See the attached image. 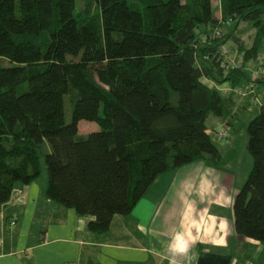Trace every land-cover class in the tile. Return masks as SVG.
Instances as JSON below:
<instances>
[{
  "label": "trees",
  "instance_id": "1",
  "mask_svg": "<svg viewBox=\"0 0 264 264\" xmlns=\"http://www.w3.org/2000/svg\"><path fill=\"white\" fill-rule=\"evenodd\" d=\"M213 1L140 0L139 10L91 0L96 16L83 20L77 0H0V206L38 180L43 160L45 197L103 235L158 176L217 165L206 121L232 126L233 91L223 98L203 82L246 81L245 66L264 54V0H219L223 20L255 30L250 49L229 36L244 54L234 69L214 35ZM255 83L264 89V75ZM80 121L100 130L79 136ZM245 146L252 166L233 200L234 230L264 245V105Z\"/></svg>",
  "mask_w": 264,
  "mask_h": 264
},
{
  "label": "crops",
  "instance_id": "2",
  "mask_svg": "<svg viewBox=\"0 0 264 264\" xmlns=\"http://www.w3.org/2000/svg\"><path fill=\"white\" fill-rule=\"evenodd\" d=\"M231 130L221 147L227 154L238 145ZM243 159L233 172L230 162L219 168L221 155L217 165L197 162L158 176L103 235L87 230L91 218L49 201L43 183L17 187L0 206V264H264V245L234 230L233 200L252 166Z\"/></svg>",
  "mask_w": 264,
  "mask_h": 264
},
{
  "label": "rangeland",
  "instance_id": "3",
  "mask_svg": "<svg viewBox=\"0 0 264 264\" xmlns=\"http://www.w3.org/2000/svg\"><path fill=\"white\" fill-rule=\"evenodd\" d=\"M89 1L91 0H77L76 3V15L80 19L87 20L88 18L95 17L96 11L93 5V2H91V5H89ZM184 1V0H182ZM130 4L133 7H136L137 9H142V5L140 3V0H130ZM212 7L214 9L215 17L218 19L219 25L214 31V35L218 38L220 37V41H226L221 50L223 56H225L226 59V66L231 67V69L238 68L239 64L241 63V57H243V50L242 52L239 51L240 47L239 45L233 43L231 40H229V36H232L234 38L239 39L242 43L243 47H246V49L251 48L252 39L255 34V30L251 27L250 24L246 23H239L238 26L235 28L234 24L231 23L229 20H223L221 18V3L219 0H215L212 2ZM227 39V40H226ZM245 72H246V81H243L241 85L238 88L232 89L227 83L216 86V89L219 93H221V96L227 97L232 92V99H233V108L231 112L232 120L231 124L235 128L236 131H238V137L235 139V141L238 143V145H232V151L229 152L230 148L221 149L222 146H224V143L227 144L231 137L234 135V130H231V126L228 124V122L223 121L222 119H215L213 117H209L206 121V125L208 128V134L212 138V141L220 151V154L222 155V161L220 162L219 168L224 165L226 162H230V166L232 167V172L235 170V168L238 166L237 163L244 164V154L247 155V157L250 158L248 153L246 152V128L249 123V121L254 118V116L257 115L259 107L264 105V89L263 84H256L255 80L259 78L260 74L264 75V54H261L259 57H257L256 61H250L245 66ZM250 81V82H248ZM203 83L210 86V83L208 80H205ZM213 86V85H212ZM211 86V87H212ZM70 97L64 98L65 106H64V120L66 123L70 122V113L71 109L69 107L70 105ZM78 134L79 136H85L89 133L98 132L100 129L97 124L92 122H86V121H80L78 123ZM219 130L226 131L227 130V139L225 141H219L214 136L215 133ZM242 136L244 138V145L241 146L239 143L242 140ZM224 142V143H222ZM47 152H49V149L47 148ZM237 155V157H236ZM235 156L236 158H232ZM251 159V158H250ZM42 162V170L41 175L38 178L39 183H43L46 186L47 181V175L46 170L44 167L43 160ZM204 166L210 167L209 163L202 162ZM217 167V166H216ZM238 169V167H237ZM222 170V169H221ZM233 174V173H232ZM247 264V263H244Z\"/></svg>",
  "mask_w": 264,
  "mask_h": 264
},
{
  "label": "built area",
  "instance_id": "4",
  "mask_svg": "<svg viewBox=\"0 0 264 264\" xmlns=\"http://www.w3.org/2000/svg\"><path fill=\"white\" fill-rule=\"evenodd\" d=\"M216 137V139H218L219 141H226L227 139V130L223 131V130H219L215 133L214 135ZM10 225H13V223H10Z\"/></svg>",
  "mask_w": 264,
  "mask_h": 264
}]
</instances>
